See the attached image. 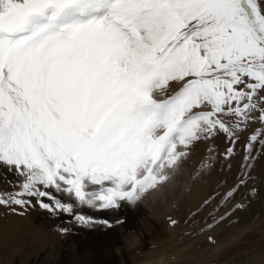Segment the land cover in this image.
<instances>
[{
  "label": "snow or ice",
  "instance_id": "obj_1",
  "mask_svg": "<svg viewBox=\"0 0 264 264\" xmlns=\"http://www.w3.org/2000/svg\"><path fill=\"white\" fill-rule=\"evenodd\" d=\"M221 136L202 168L239 146L241 175L208 206L264 151V0H0V207L111 227L84 210L136 207Z\"/></svg>",
  "mask_w": 264,
  "mask_h": 264
},
{
  "label": "rangeland",
  "instance_id": "obj_2",
  "mask_svg": "<svg viewBox=\"0 0 264 264\" xmlns=\"http://www.w3.org/2000/svg\"><path fill=\"white\" fill-rule=\"evenodd\" d=\"M249 134L245 132L244 139ZM210 146L222 154L228 143L221 136L211 144H197L179 174L137 204L146 213L139 220L140 226L123 235V244L118 246L125 250L116 247L117 261L113 264H264V151L258 146L250 178L245 176L247 186L234 199L208 206L203 202L210 194L223 196L235 185L244 156L238 146L234 160L219 155L210 168H202ZM15 179L13 173L0 168V192L12 191L8 181ZM238 203L246 206L214 224L213 218L231 212ZM130 207L85 209L86 215L112 223L111 227L94 228L71 222L67 214L52 217L38 207L23 215L0 207V264H104L102 261L109 259L108 238L110 243L117 235V227L125 223V213L132 221ZM117 219L120 224L115 223ZM171 220L177 223L173 225ZM209 224L214 226L209 228ZM60 228L69 231L62 233ZM134 236L139 238L137 242Z\"/></svg>",
  "mask_w": 264,
  "mask_h": 264
},
{
  "label": "bare ground",
  "instance_id": "obj_3",
  "mask_svg": "<svg viewBox=\"0 0 264 264\" xmlns=\"http://www.w3.org/2000/svg\"><path fill=\"white\" fill-rule=\"evenodd\" d=\"M127 213H125V217H126L125 223L119 225L117 227V229L115 228L117 230V235L115 237H113L112 241L110 240V243L108 241L110 237L107 240V242H108L107 244H108V248H109L107 257L109 259L103 260L102 262H104V264H108V263L109 264L110 263L113 264V262L117 261L116 257H115V249H116V247H118V249H120V250H125L122 247L120 248L118 246V245H120V243L123 244V241H122V238L124 237L123 235L125 234L126 231H128L132 227H137V224L140 226V223H139L140 221L139 220H140V218H142L143 214L146 213V210L144 208H141V207H138V206L137 207H130L129 213L132 215V221L129 218L130 216L127 215ZM150 221H151V218H149V222ZM151 222H153V221H151ZM139 226H138V228H140ZM140 230H141V228H140ZM106 236H108V235H106ZM134 239L136 240V241L134 240L135 242H137L139 240V238L137 236H134ZM102 241H104V240H102Z\"/></svg>",
  "mask_w": 264,
  "mask_h": 264
}]
</instances>
